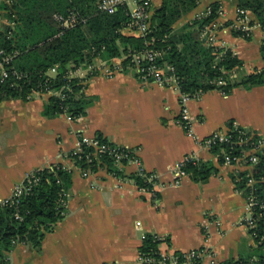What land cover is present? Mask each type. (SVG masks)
Listing matches in <instances>:
<instances>
[{
    "label": "crops",
    "instance_id": "obj_1",
    "mask_svg": "<svg viewBox=\"0 0 264 264\" xmlns=\"http://www.w3.org/2000/svg\"><path fill=\"white\" fill-rule=\"evenodd\" d=\"M212 2L220 3L219 16L208 25L213 46L231 49L243 63L232 76L240 78L264 67V29L258 23L250 26L254 16L248 10L249 20L239 23V0H200L174 28L204 16ZM152 3L157 6L161 0ZM15 23L0 8V31ZM243 28L250 31V39L233 34V29ZM121 32L141 35L128 26ZM124 59V55L97 57L93 65L73 72L87 79L85 93L94 99L79 119L45 115L53 91L36 93L29 100L0 101V201L11 197L28 174L52 164H63L72 181L63 219L45 234L41 246L18 243L8 264H141L140 246L148 233L162 238L159 249L164 252L209 249L215 263L206 257L200 264H219L256 252L247 224L248 200L236 183L237 174L251 171L252 166L226 164L220 161L222 150L215 152L202 141L216 131H229L233 124L264 136V83L236 87L229 94L211 89L191 98L193 134H189L177 121L180 92L141 80L133 69L124 68ZM92 70L96 74L90 75ZM98 134L136 149L143 168L156 174L152 190L138 187L132 177L136 164L122 168L125 177L105 167L92 171L77 166L69 154L79 148L82 137ZM186 156L207 162L216 171L204 182L187 174L176 184L174 167Z\"/></svg>",
    "mask_w": 264,
    "mask_h": 264
},
{
    "label": "trees",
    "instance_id": "obj_2",
    "mask_svg": "<svg viewBox=\"0 0 264 264\" xmlns=\"http://www.w3.org/2000/svg\"><path fill=\"white\" fill-rule=\"evenodd\" d=\"M200 0H161L151 6L149 29L144 35H126L121 32L130 20L129 7L119 6L114 13L98 11L96 0H9L0 3L15 26L7 25L0 31V47L7 53H15L8 67L9 78L0 83V101L10 98L31 99L36 93L55 92L44 107L47 116L66 114L79 119L87 114L94 99L85 93L87 79L73 75L82 67L93 65L97 57L109 60L143 50L161 52L159 62L175 68L180 89L192 97L219 89L229 94L236 87L251 88L264 83V67L233 77V71L242 66V60L231 49L216 48L206 44L201 34L218 16L220 3L212 2L208 13L180 29L174 25L182 15L193 10ZM239 9L248 10L254 18L250 26L258 23L264 29V0H239ZM74 10L86 18L77 25L63 28L54 18L55 13L67 14ZM229 22L228 24H230ZM233 34L246 39L250 31L233 29ZM264 59V39L261 46ZM133 65L131 57L124 59L123 66ZM55 68L56 73L50 74ZM92 70L90 75L96 74ZM222 80L223 83L218 82ZM100 142L115 144L98 134ZM236 138V134L234 133ZM225 148L231 154H238L240 147L228 144L214 145L218 152ZM95 148L83 143L80 150L69 156L83 170H97L105 167L110 173L125 177L113 154L109 151L95 155ZM220 157V161H223ZM125 161V160H124ZM197 182L206 181L216 171L212 165L200 159L191 158L183 167ZM25 181L22 194L8 204H0V264L9 263V253L18 243L42 245L47 232L52 231L63 219L67 192L71 187V172L63 164H52L31 173ZM138 187L151 189L145 177L132 176ZM250 177L256 182L248 183ZM237 187L246 197L254 195L255 227L249 231L254 236L257 248L250 257L229 259L219 264H264V152L251 171L239 172ZM161 240L154 234H146L140 246V253L158 258Z\"/></svg>",
    "mask_w": 264,
    "mask_h": 264
},
{
    "label": "built area",
    "instance_id": "obj_3",
    "mask_svg": "<svg viewBox=\"0 0 264 264\" xmlns=\"http://www.w3.org/2000/svg\"><path fill=\"white\" fill-rule=\"evenodd\" d=\"M153 0H98L96 3V8L98 11L114 13L119 6H130L133 5V8H130L129 15L130 20L128 27L135 29L140 32L141 35L146 34L149 29L150 18H151V6ZM55 20L63 27L70 28L77 25L80 21H85V18L79 15L78 12L74 10L68 11L67 14L55 13ZM249 20L247 10L239 9L238 21L239 23H246ZM244 30L247 28H243ZM209 26L206 27L202 32V38L205 39L206 44L212 45V38H209ZM15 53H7L3 48L0 47V83L5 82L10 76V64ZM128 56L131 57V62L133 65L129 66L130 69H133L141 80L143 81H153L161 86H169L180 92L179 105L180 113L178 117V123L183 125L189 134H193L192 129V119L190 116V111L188 107V102L193 98L190 94L184 93L180 89L179 78L176 75L175 68L170 64H163L159 62L158 58L161 56V52L153 49L143 50L135 52L132 54L124 55V58ZM53 72H56V69H52ZM108 74H111L112 71L107 70ZM233 76H235L233 74ZM222 84L223 81L218 82ZM236 134V138L234 137ZM207 147L213 148L214 145H238L240 147V152L238 154H231L225 148H221L223 151L222 155L224 162L226 164H235L240 162H245L250 166H254L259 161V154L264 152V136L255 134L241 128L237 124H233L230 127V130L223 132L221 130L214 132L210 136L206 137L202 141ZM85 143L91 145L95 148V155L101 152L109 151L113 154L115 160H117L119 166L124 168L129 164L138 165V170L135 174L143 176L146 178L147 182L151 184L152 188L156 183V174L147 172L142 164L137 151L135 148L129 146H122L115 144L111 146L100 142L97 136L92 138L82 137L80 140V146L76 150H80L81 145ZM194 158L193 156H186L185 159L176 164L174 167V176L175 183L179 184L181 179L187 175L186 170L183 168L184 163ZM125 160V161H124ZM78 166V165H77ZM80 167V166H79ZM31 173L27 175L22 184L17 186L11 197L0 201V204H8L12 201L13 198L18 197L22 194L25 189V181H30ZM256 180L253 177H250L248 183L250 185L254 184ZM152 188L150 190H152ZM249 210L251 212V217L247 220L249 228L256 226V221L253 216L254 214V205L256 204V199L254 195L247 197ZM159 240H162L161 237L157 236ZM159 257H151L140 253V262L141 264H200L204 258L210 257L211 262L215 263L214 256L212 252L205 248H194L185 251H176L172 253L159 251Z\"/></svg>",
    "mask_w": 264,
    "mask_h": 264
},
{
    "label": "rangeland",
    "instance_id": "obj_4",
    "mask_svg": "<svg viewBox=\"0 0 264 264\" xmlns=\"http://www.w3.org/2000/svg\"><path fill=\"white\" fill-rule=\"evenodd\" d=\"M133 7V6H132Z\"/></svg>",
    "mask_w": 264,
    "mask_h": 264
}]
</instances>
